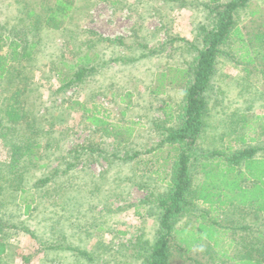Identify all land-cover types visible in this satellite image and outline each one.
Returning a JSON list of instances; mask_svg holds the SVG:
<instances>
[{
  "label": "rangeland",
  "instance_id": "374dc122",
  "mask_svg": "<svg viewBox=\"0 0 264 264\" xmlns=\"http://www.w3.org/2000/svg\"><path fill=\"white\" fill-rule=\"evenodd\" d=\"M56 2L0 0V55L11 53L14 41L21 42L20 52L34 45L23 81L14 75L0 81V118L9 119L6 105L12 98L21 114L11 113L14 125L9 122L18 132L0 137V172L12 162V141L22 135L30 147H24L29 155L22 160L23 180L0 181V249L5 245L0 264H144L160 231L158 198L170 189L164 175L161 180L150 175L155 167L146 173L136 165L138 159L124 157L143 154L162 141V108L173 106L177 118L169 124L178 126L183 87L168 77L196 56L187 42L200 47L196 35L208 11L203 0H66L73 8L66 13L55 12ZM257 10L264 15V0H252L240 14L245 36L263 30L261 16H252ZM241 46L234 43L226 50L242 61ZM218 60L209 94L211 115L199 142L207 151H223L236 138L232 134H246L241 128L246 120L233 131V113L264 112L262 74L251 86L247 76L241 80L236 72L235 60ZM81 68L87 74L76 81ZM163 73L168 77L161 81ZM159 87L162 92L154 95ZM87 109L107 115L111 125L133 127V136L123 132L119 140L126 142L119 146L87 121ZM258 146H264V136ZM24 199L33 205L28 214ZM198 209L206 210L201 204ZM195 216L177 228L197 227L202 220ZM209 217L226 230L219 234V246L204 241L186 252L177 237L170 242V264H236L229 258H237L252 239L240 228L258 225L253 211L232 207Z\"/></svg>",
  "mask_w": 264,
  "mask_h": 264
},
{
  "label": "trees",
  "instance_id": "16d2710c",
  "mask_svg": "<svg viewBox=\"0 0 264 264\" xmlns=\"http://www.w3.org/2000/svg\"><path fill=\"white\" fill-rule=\"evenodd\" d=\"M65 1L57 0L55 12L66 13L73 9ZM251 3L252 0L228 2L203 0V6L208 11V18L207 23L204 21L198 27L196 39L200 42V47L193 45V42H187L196 52V56L186 69L172 70L169 74L171 77H168L166 73L161 75V81L168 77L171 84L183 87V104L178 115V126L167 127L165 125L162 128V141L151 150L143 154L128 153L124 157L125 161L138 159L136 165L141 166L142 171L146 173L150 171V166L155 167L156 170H151L150 175L156 177L157 180H161L160 175H164V180H170L168 187L170 191L158 198L157 207L161 212L160 231L156 242L151 245L145 255L144 264H170L172 257L170 242L177 237L186 246V252L204 241L218 247L220 232L227 233L225 228L219 225L217 219L209 216L211 213L219 214L232 207L243 211H253L258 225L255 228L251 226L240 228L241 231L248 232V236L251 234L248 238L252 239L245 244L246 246L241 247L237 258L229 259L236 261V264H264V159L257 157L259 148L253 145L257 139L240 134L234 140H228V145L223 151L203 150L199 143L207 129V120L211 115L209 94L213 88L212 82L218 59L221 56L234 59L226 50H230L234 43L242 45L241 50L245 51L242 62L248 65L255 64L254 57H249V47L252 46L255 49L257 47L255 53L257 50H264V24H260L263 30L258 34L248 33L249 39L243 34L238 24L241 12L249 8ZM259 15L261 16L259 18L264 21V15L259 10L252 13V16ZM260 19L257 20L260 21ZM33 46L20 52L19 49H23L21 42L14 41L10 44L11 53L0 55L1 82L7 81V77L11 75H14V79L18 78V83L19 80L23 81L22 75L27 63L33 60ZM85 60L89 63V56L86 55ZM86 74L87 68H81L76 73L75 80L81 81ZM161 92L159 87L152 93L159 95ZM18 104V100L12 98V101L6 105L9 119L4 121L0 118V137L4 139H9L10 132H18V129L9 124L10 122L14 125L11 113L15 112L21 117L20 112L15 110ZM162 110L167 119L164 123L174 120L169 106ZM85 112L89 114L87 121L107 137L113 138L116 143L119 142V146H123L126 142V140H119L123 132H126L128 138L133 136V127L123 128L111 125L107 120L108 116L101 114L97 109L94 111L87 109ZM19 138L20 140L12 141L14 146L12 162L8 170L0 172V181L23 180L22 170L26 167L22 160L29 155L24 147L28 149L30 147L24 146L26 141L22 135ZM233 144L239 147L235 149ZM141 155H152L153 161L150 159L143 162L140 160ZM74 167V164H70L69 168ZM46 181H41V183ZM14 187L22 194L27 193L24 188L20 190L18 185ZM24 202L26 203L25 214H28L33 205L27 203V199H24ZM200 204L206 208L203 212L198 209ZM197 211L200 215L196 214ZM193 216L197 217V220H202L197 227L177 228L181 220ZM207 220L209 222L205 223ZM1 246L0 255L5 252V245ZM227 252L223 254L226 258Z\"/></svg>",
  "mask_w": 264,
  "mask_h": 264
},
{
  "label": "crops",
  "instance_id": "0c3cea01",
  "mask_svg": "<svg viewBox=\"0 0 264 264\" xmlns=\"http://www.w3.org/2000/svg\"><path fill=\"white\" fill-rule=\"evenodd\" d=\"M247 39H249V36H247ZM255 50H256L255 47H252V46L248 48V51L250 52L249 53L250 54L249 57L250 56L254 57V60H255V64H253V65L245 64V63L242 62L243 60L241 61L238 58H236V60L233 59V60H235L233 67L236 69V72L238 73V75L241 74V77H242L241 80L245 76H247L246 79L248 80V84H250V85H251L252 81H254L256 83L258 82V77L260 76L259 74H261V72H262L261 76L264 79V68H263V66H258L259 65V60H257V57H258V59H260V60H262L264 62V53H263V55H262V53H259V52L255 53ZM258 54H259L260 57L257 56ZM231 55L234 57L233 53H231ZM263 62H261V63H263ZM245 68H247V71H245ZM259 68L261 70H259ZM252 72L255 75L257 74L256 75L257 78H255V75L253 76V78H251L252 77L251 76ZM214 79H215V77H214ZM214 79H213V82H212L213 83V87H214ZM238 81H240V79ZM259 85H261L262 90H263L264 89V80L260 79L259 80ZM262 94H263V96H262V99H263L264 93L262 92ZM263 103H264V99H263ZM170 107L172 108V113H173L174 119H176L177 117H176V114L174 112V108L171 105H170ZM161 111L163 112V110H161ZM164 116H165V114H164ZM233 116H234V118L232 119L233 120L232 124H233V128H236V129H233V131L238 130L237 126L242 125L241 123L246 120L245 125H243L241 128H242V130L246 129V131L245 132L243 131V132L246 133V135L248 137L257 139V141L255 143H253V145L255 147L259 148V153H258L257 157L264 159V146H258V143L261 141L262 137L264 136V112L263 113H258V114H255V115L247 114V116H245V114H239V113L235 112V113H233ZM166 120L167 119L165 117L164 122ZM169 122L170 121H168L167 123H164V125H166L167 127H176V125L169 124ZM162 128L163 127H161L160 129H162ZM261 129L263 131H261ZM238 133L239 132L237 131L236 135L232 134L233 136L235 135L234 137L232 136V139L237 137ZM259 133H261V134H259ZM260 154H262V155L260 156ZM166 182H167L166 186L169 187L170 180H166Z\"/></svg>",
  "mask_w": 264,
  "mask_h": 264
}]
</instances>
